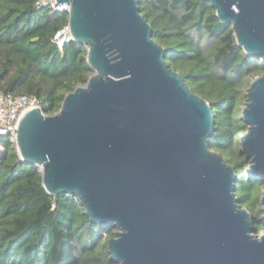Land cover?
Instances as JSON below:
<instances>
[{"label": "water", "instance_id": "water-1", "mask_svg": "<svg viewBox=\"0 0 264 264\" xmlns=\"http://www.w3.org/2000/svg\"><path fill=\"white\" fill-rule=\"evenodd\" d=\"M56 1L69 5L70 37L89 45L94 72L57 112L24 111L21 159L42 169L50 193L76 195L91 220L117 227L109 252L119 264H264L237 172L209 146L212 106L165 60L139 0ZM208 1L264 62V0ZM242 111L249 171L264 178V75Z\"/></svg>", "mask_w": 264, "mask_h": 264}, {"label": "trees", "instance_id": "trees-1", "mask_svg": "<svg viewBox=\"0 0 264 264\" xmlns=\"http://www.w3.org/2000/svg\"><path fill=\"white\" fill-rule=\"evenodd\" d=\"M37 2L0 0V89L35 95L53 114L94 68L89 45L71 38L60 47L54 40L68 25V10ZM139 7L166 48L165 60L211 104L209 146L235 168V193L253 216L254 234L264 231V178L249 171L241 142L247 91L264 75V62L246 53L208 0H139ZM116 229L91 220L76 195L50 193L42 169L21 159L13 135H0V264H119L109 252Z\"/></svg>", "mask_w": 264, "mask_h": 264}, {"label": "built area", "instance_id": "built-area-1", "mask_svg": "<svg viewBox=\"0 0 264 264\" xmlns=\"http://www.w3.org/2000/svg\"><path fill=\"white\" fill-rule=\"evenodd\" d=\"M49 5L54 10H68L69 5L56 0H38L37 6ZM71 39L68 25L57 31L55 42L63 47L65 41ZM41 108V100L35 95H15L0 89V135L12 134L15 139L22 114L29 108Z\"/></svg>", "mask_w": 264, "mask_h": 264}, {"label": "rangeland", "instance_id": "rangeland-1", "mask_svg": "<svg viewBox=\"0 0 264 264\" xmlns=\"http://www.w3.org/2000/svg\"><path fill=\"white\" fill-rule=\"evenodd\" d=\"M253 233H254V232H253ZM256 234L262 235V234H264V231H261V232L256 233Z\"/></svg>", "mask_w": 264, "mask_h": 264}]
</instances>
